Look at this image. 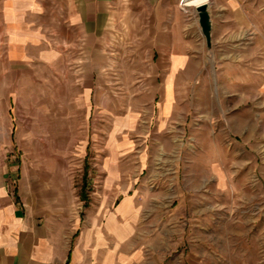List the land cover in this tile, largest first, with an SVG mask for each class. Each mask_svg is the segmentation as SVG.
Segmentation results:
<instances>
[{
    "label": "rangeland",
    "instance_id": "374dc122",
    "mask_svg": "<svg viewBox=\"0 0 264 264\" xmlns=\"http://www.w3.org/2000/svg\"><path fill=\"white\" fill-rule=\"evenodd\" d=\"M205 1L212 24L230 27L248 41V51L264 38V0L176 6L194 24V6ZM107 53L106 93L102 80L92 79L93 93L76 88L60 109H50L48 87L36 80L28 88L31 81L21 79L10 126L0 127V159L60 168L70 183L75 236L89 231L85 238L97 250L100 243L101 254L105 249L106 264H264L260 96L233 105L235 96L218 91L210 41L203 72L172 79L171 109L162 114L158 105L166 99L153 93L160 85L149 53L128 44ZM13 185L6 187L9 197Z\"/></svg>",
    "mask_w": 264,
    "mask_h": 264
},
{
    "label": "crops",
    "instance_id": "0c3cea01",
    "mask_svg": "<svg viewBox=\"0 0 264 264\" xmlns=\"http://www.w3.org/2000/svg\"><path fill=\"white\" fill-rule=\"evenodd\" d=\"M210 21L218 91L235 96L233 105L256 94L264 102V38L248 51V41ZM124 44L149 53L160 85L153 93L166 99L162 114L171 109L172 79L203 72L207 47L176 0H0V127L10 126L12 93L24 78L28 88L36 80L49 88L51 110L68 104L76 88L93 93L92 79L102 80L105 94L107 48ZM0 160V264H106L105 249L101 254L100 243L97 250L85 238L89 231L75 236L70 183L60 168L22 167L10 155Z\"/></svg>",
    "mask_w": 264,
    "mask_h": 264
},
{
    "label": "water",
    "instance_id": "95a60500",
    "mask_svg": "<svg viewBox=\"0 0 264 264\" xmlns=\"http://www.w3.org/2000/svg\"><path fill=\"white\" fill-rule=\"evenodd\" d=\"M194 11L199 31L204 39L205 46L208 48L211 41V21L206 1L195 5Z\"/></svg>",
    "mask_w": 264,
    "mask_h": 264
},
{
    "label": "trees",
    "instance_id": "16d2710c",
    "mask_svg": "<svg viewBox=\"0 0 264 264\" xmlns=\"http://www.w3.org/2000/svg\"><path fill=\"white\" fill-rule=\"evenodd\" d=\"M85 179H86V167H83L82 174H81V185H80V190H79V197L84 198V185H85Z\"/></svg>",
    "mask_w": 264,
    "mask_h": 264
}]
</instances>
